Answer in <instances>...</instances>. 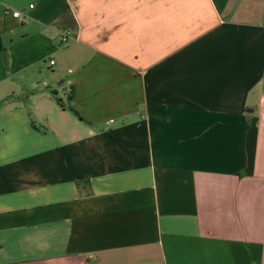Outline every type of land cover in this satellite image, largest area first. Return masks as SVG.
<instances>
[{
	"label": "crops",
	"instance_id": "obj_1",
	"mask_svg": "<svg viewBox=\"0 0 264 264\" xmlns=\"http://www.w3.org/2000/svg\"><path fill=\"white\" fill-rule=\"evenodd\" d=\"M263 16L0 0V264H264Z\"/></svg>",
	"mask_w": 264,
	"mask_h": 264
},
{
	"label": "trees",
	"instance_id": "obj_2",
	"mask_svg": "<svg viewBox=\"0 0 264 264\" xmlns=\"http://www.w3.org/2000/svg\"><path fill=\"white\" fill-rule=\"evenodd\" d=\"M60 20H61V22L67 24V26H69V28H71V29H74V28H75V20H74L73 17L71 16V13H70V11H69V9H68L67 6H62V15H61V17H60ZM71 92H72V90H71V87H70V90H69L68 95H67V97H66V100H67V101H70V99H71ZM51 93L54 95L55 92L51 91ZM4 99H5V98H3V100H4ZM3 100H0V105H1V103H2ZM55 101L57 102V104H58L60 107L62 106L61 101H60L59 98L55 97ZM72 111H73V110H72ZM73 112H74V111H73ZM74 113H75V112H74Z\"/></svg>",
	"mask_w": 264,
	"mask_h": 264
},
{
	"label": "built area",
	"instance_id": "obj_3",
	"mask_svg": "<svg viewBox=\"0 0 264 264\" xmlns=\"http://www.w3.org/2000/svg\"><path fill=\"white\" fill-rule=\"evenodd\" d=\"M31 6H32V4L28 5V7H31ZM11 16L16 18V20L18 22H21L24 19L23 14L19 10H12L11 11ZM262 20L264 22V16H263ZM70 37H71L70 31L69 30H65L59 35L58 42L60 44H65ZM48 63L51 64L52 60H49Z\"/></svg>",
	"mask_w": 264,
	"mask_h": 264
}]
</instances>
